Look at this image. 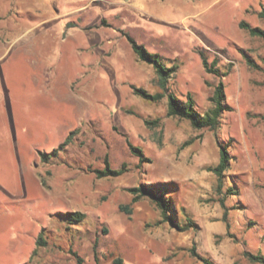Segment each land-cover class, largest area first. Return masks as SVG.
Listing matches in <instances>:
<instances>
[{"label":"rangeland","instance_id":"374dc122","mask_svg":"<svg viewBox=\"0 0 264 264\" xmlns=\"http://www.w3.org/2000/svg\"><path fill=\"white\" fill-rule=\"evenodd\" d=\"M262 5L11 0L0 19V30H10L0 32V264H77V257L83 264H114L117 257L124 264H203L192 246L216 264H262L244 252L264 255V40L239 26L246 20L264 28ZM124 33L167 66L179 65L170 89L182 99L191 92L202 112L223 81L231 109L216 131L167 116V97L153 102L134 94L133 85L161 88ZM201 50L227 74L207 73ZM247 55L262 68L250 67ZM71 131L70 142L42 161L39 152L52 151ZM129 143L151 162L139 168ZM220 144L231 155L223 194L208 170L219 162ZM106 158L129 170L98 177ZM165 181L177 184L176 207L196 227L157 226L154 203L132 202L130 187ZM66 211L86 218L69 223ZM43 229L47 244L33 254Z\"/></svg>","mask_w":264,"mask_h":264},{"label":"trees","instance_id":"16d2710c","mask_svg":"<svg viewBox=\"0 0 264 264\" xmlns=\"http://www.w3.org/2000/svg\"><path fill=\"white\" fill-rule=\"evenodd\" d=\"M258 17L264 20V5L261 6L258 11ZM240 28L246 30L252 37H259L264 40V28L259 25H252L246 20H241L239 23ZM126 38L131 44V47L136 54L137 58L149 65H151L157 75L158 85L161 88L160 91L151 93L145 88L132 86L134 94L140 96L146 100L153 102L160 101L164 97H167V116L174 117L178 119L188 120L191 126L195 130L209 129L216 131L222 122L223 115L226 111L231 109V106L227 103L225 86L222 80H220L214 87L212 94L209 97L211 105L205 110L200 111L197 108L196 100L191 92H188L185 99L178 97L174 94L169 86V82L179 68L178 64H173L167 66L164 64L162 57L159 53L150 51L144 44L137 42L132 36L125 34ZM202 64L207 73H212L217 76L226 75V72L221 73L220 69L217 67V61L213 60L209 62L208 57L205 52L201 50L200 52ZM247 63L250 67L255 69H261L262 67L256 63V61L246 56ZM146 125H151L153 122L149 119L144 120ZM155 122H159L158 119ZM75 131H71L64 141L58 145L55 149L50 152L40 151V158L44 162L50 160L51 155L56 154L58 150L62 149L63 146L68 144L72 139ZM191 141H186L184 146H187ZM131 151L139 157L138 167H142L143 163L151 162L149 157L144 155L143 150L140 147L134 146L129 143ZM105 167L103 169L95 170L98 177H119L126 173L129 169L126 163H123L119 168H112L109 165L108 159H105ZM231 161V155L228 150L227 145L220 144V158L219 162L215 166L209 167V171L213 172L216 176L217 183L215 190L219 194H223V184L225 172L229 169ZM177 184L172 181H165L161 183H140L139 185L130 187L128 190L132 193V202H138L143 198H148L160 211V218L155 222V225L160 226L167 223L170 227L176 229L179 232L187 231L196 224L189 216L185 208H181L180 212L176 207L173 194L176 191ZM232 189H227L229 191ZM230 194H235L234 192H229ZM219 201L224 206V198L220 197ZM121 211L127 214H131V209L129 205H121ZM180 213L184 218L179 217ZM63 218L69 223L81 222L86 218V213L82 211H66L63 214ZM44 229L38 234L36 239V248L33 250V254L37 253L39 247L47 244V241L43 237ZM191 255L201 261L203 264H216L215 261L209 257L200 254L195 246L190 248ZM244 255L253 262H260L264 264V255L262 253L253 254L251 252L245 251ZM77 264H83V259L77 257ZM114 264H124L121 257L114 259Z\"/></svg>","mask_w":264,"mask_h":264},{"label":"crops","instance_id":"0c3cea01","mask_svg":"<svg viewBox=\"0 0 264 264\" xmlns=\"http://www.w3.org/2000/svg\"><path fill=\"white\" fill-rule=\"evenodd\" d=\"M10 1L11 0H0V9H3V11H4V14L3 15H1V13H0V19L2 18V17H6V15H7V12L9 11V10H11L10 9ZM39 1H41V0H39ZM8 31H10L9 29H7L6 27H1V30H0V32H2L4 35H7V33H8ZM0 42H2L1 40H0ZM13 42H10V44H12ZM26 43H27V41H26Z\"/></svg>","mask_w":264,"mask_h":264}]
</instances>
